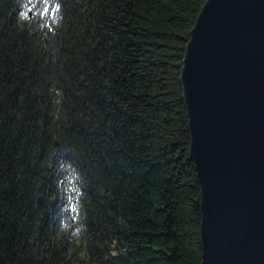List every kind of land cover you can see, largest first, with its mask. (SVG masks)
Instances as JSON below:
<instances>
[{"label": "trees", "instance_id": "obj_1", "mask_svg": "<svg viewBox=\"0 0 264 264\" xmlns=\"http://www.w3.org/2000/svg\"><path fill=\"white\" fill-rule=\"evenodd\" d=\"M206 0H0V264H201L180 72Z\"/></svg>", "mask_w": 264, "mask_h": 264}, {"label": "water", "instance_id": "obj_2", "mask_svg": "<svg viewBox=\"0 0 264 264\" xmlns=\"http://www.w3.org/2000/svg\"><path fill=\"white\" fill-rule=\"evenodd\" d=\"M180 84L201 264H264V0H206Z\"/></svg>", "mask_w": 264, "mask_h": 264}]
</instances>
